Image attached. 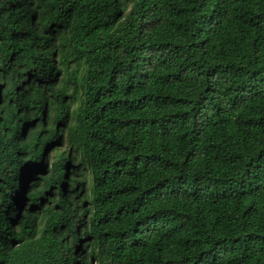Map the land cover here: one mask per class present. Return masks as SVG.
Segmentation results:
<instances>
[{"label": "trees", "instance_id": "trees-1", "mask_svg": "<svg viewBox=\"0 0 264 264\" xmlns=\"http://www.w3.org/2000/svg\"><path fill=\"white\" fill-rule=\"evenodd\" d=\"M0 264H264V0H0Z\"/></svg>", "mask_w": 264, "mask_h": 264}]
</instances>
